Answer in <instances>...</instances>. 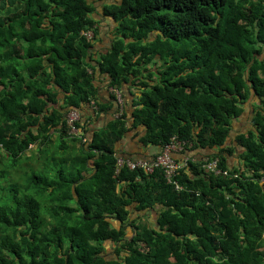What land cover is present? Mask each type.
Here are the masks:
<instances>
[{
    "label": "trees",
    "instance_id": "1",
    "mask_svg": "<svg viewBox=\"0 0 264 264\" xmlns=\"http://www.w3.org/2000/svg\"><path fill=\"white\" fill-rule=\"evenodd\" d=\"M93 13L88 0H0V264H264V0L106 5L115 40L95 66ZM95 70L111 88H138L144 145L212 151L186 161L180 190L161 170L117 166L124 109L90 143L68 133L64 109L101 108ZM57 89L63 104L48 111ZM252 96L253 129L235 136L230 167L231 123ZM205 159L227 176L205 173ZM130 208L157 210V227Z\"/></svg>",
    "mask_w": 264,
    "mask_h": 264
},
{
    "label": "crops",
    "instance_id": "2",
    "mask_svg": "<svg viewBox=\"0 0 264 264\" xmlns=\"http://www.w3.org/2000/svg\"><path fill=\"white\" fill-rule=\"evenodd\" d=\"M119 1L120 0H88V3L92 4L95 9V13L92 14V17L98 23L97 36L91 44V49L88 51V58L92 66L96 65V61L100 59L101 55L106 54L111 49V45L115 40V35L113 32V21L110 18L104 17L101 14L102 7L114 3H119ZM147 69L149 71H153L151 65L148 66ZM93 86L96 89L97 102L101 105V108H99L100 110L97 113H94L88 103H85L81 105L79 109H76L80 115L81 123L84 124L85 129H88L86 132V137L89 140L93 138V132L95 129H99L103 125L113 120L116 112V102L114 94L111 90L112 88L109 86V80L107 78V75H100L98 73V70H95ZM57 92V103L54 105L49 104L47 106L48 111L51 110V108L57 109L63 104L64 95L58 89ZM120 93L124 103L123 109L125 111L127 131L123 135V137L118 140L114 145L115 156L127 159L149 160L154 155L159 153L161 149L160 147L144 145L141 142V137L144 135V127L132 126L133 100L135 97H137L136 95L139 94L138 88L133 86L131 81H129L126 85H123L121 87ZM257 105V98L255 96L250 97V99L243 105V113L236 119H234L231 123L230 135L225 143V145H230V147L234 148L233 154L226 156L227 164L230 167H236L241 163L238 156L242 152V149L236 144L234 138L237 135L246 134L248 131L253 129L251 120L253 117V109ZM69 109L72 108H66L63 110V112L68 111ZM211 152L212 151L209 149H195L193 151L185 150L182 153V156H184L187 160H200L202 159V157L204 158L207 153L210 154ZM185 159H181V161H186ZM130 211L131 220L134 218H140V221L145 222L149 226L157 227V210L147 209L144 211L136 212L133 211L132 208H130ZM130 234L131 232L127 231L126 237H128ZM109 248H114V246H106V251H108ZM260 250H264V248H261ZM110 258L114 259V254H111Z\"/></svg>",
    "mask_w": 264,
    "mask_h": 264
},
{
    "label": "built area",
    "instance_id": "3",
    "mask_svg": "<svg viewBox=\"0 0 264 264\" xmlns=\"http://www.w3.org/2000/svg\"><path fill=\"white\" fill-rule=\"evenodd\" d=\"M88 41L92 38V33L90 31H84L81 33ZM112 91L116 94L117 103L119 105V114H121L123 110L122 101L120 98V94L117 90L112 89ZM92 109H96V104L94 101H90L89 103ZM80 121V115L77 110H71L68 112L66 116V122L70 129L69 133L72 135L80 134V129H78L74 122ZM190 147V143L185 141H178L176 138H172L170 142L165 145L159 153L153 156L149 160L144 159H117V166L122 167L125 166L130 171H142L145 174H151L155 170H161L164 174V178L168 183H172L177 190L181 188L176 184L175 177L179 173V171L187 166L186 161L179 163L171 157L172 153H182L185 149ZM206 161V159H205ZM217 159H214L211 162H205L203 165V171L205 173L216 175H224L227 176L226 171H221L217 165ZM264 236V232H263Z\"/></svg>",
    "mask_w": 264,
    "mask_h": 264
},
{
    "label": "clouds",
    "instance_id": "4",
    "mask_svg": "<svg viewBox=\"0 0 264 264\" xmlns=\"http://www.w3.org/2000/svg\"><path fill=\"white\" fill-rule=\"evenodd\" d=\"M88 31H90L91 32V30H88ZM84 32V31H83ZM82 33V32H81ZM92 33V32H91ZM92 37H93V33H92ZM91 40V39H90ZM112 89H115V88H112ZM111 89V90H112ZM115 90H117L118 92H119V94H120V98H121V101H122V106H123V99H122V96H121V93H120V91L118 90V89H115ZM113 92V91H112ZM113 94H114V98H115V102H116V109L118 110V112L116 113L115 112V115H114V117L115 118H119V117H121L122 116V112H123V110H122V112H121V114H119V105H118V103H117V98H116V94L113 92ZM91 101V100H90ZM90 101L88 102V104L90 103ZM93 101V100H92ZM90 106V105H89ZM92 109V108H91ZM71 110H76V109H69L68 111H67V113H66V115H65V120H66V116H67V114H68V112L69 111H71ZM93 111H95L96 113L99 111V106H97L96 105V109H92ZM81 119V118H80ZM80 122H81V120H80ZM66 124H67V122H66ZM84 126V124L82 123V128L80 129V134H77V135H75V136H77L80 140H81V142L82 143H90L91 142V140H89L87 137H86V129L83 127ZM67 127H68V125H67ZM69 131H70V129H69V127H68V133H69ZM70 134V133H69ZM72 135V134H71ZM185 151V150H184ZM183 151V152H184ZM182 152V153H183ZM182 153H178L179 155H182ZM174 154H177V153H174ZM117 159L118 158H122V159H126V158H123V157H117V156H115ZM175 160V159H174ZM186 161H187V159H185ZM177 162H179V163H182V162H184V160L183 161H178V160H176ZM264 232V231H263ZM263 236V235H262ZM263 238H264V236H263Z\"/></svg>",
    "mask_w": 264,
    "mask_h": 264
},
{
    "label": "water",
    "instance_id": "5",
    "mask_svg": "<svg viewBox=\"0 0 264 264\" xmlns=\"http://www.w3.org/2000/svg\"><path fill=\"white\" fill-rule=\"evenodd\" d=\"M171 157H172L173 159H175V160L185 159L184 156L179 155V154L177 155V154H174V153L171 154Z\"/></svg>",
    "mask_w": 264,
    "mask_h": 264
},
{
    "label": "rangeland",
    "instance_id": "6",
    "mask_svg": "<svg viewBox=\"0 0 264 264\" xmlns=\"http://www.w3.org/2000/svg\"><path fill=\"white\" fill-rule=\"evenodd\" d=\"M150 37V36H149ZM156 65H160V63H156ZM212 153V152H211ZM210 153V154H211ZM209 154L207 153V155L206 156H208ZM130 239V238H129ZM106 246L108 247V245L106 244V243H104L103 244V247H104V249L106 250ZM108 251H110V248L108 249ZM110 255H111V253L110 254H108L106 257H107V259H111L110 258ZM121 257H123V255L121 256Z\"/></svg>",
    "mask_w": 264,
    "mask_h": 264
}]
</instances>
